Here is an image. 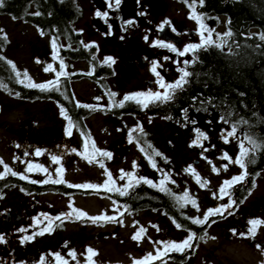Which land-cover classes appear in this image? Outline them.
<instances>
[{
	"label": "flooded vegetation",
	"instance_id": "flooded-vegetation-1",
	"mask_svg": "<svg viewBox=\"0 0 264 264\" xmlns=\"http://www.w3.org/2000/svg\"><path fill=\"white\" fill-rule=\"evenodd\" d=\"M103 1L105 2L103 11H99L92 4V0L89 1L88 18L83 26H80V23L84 19L85 11L80 5L81 16L75 25V32L80 37L79 43L70 44L68 40L57 39V60L52 58L54 53L51 41L53 38L48 35H41L37 31L41 37L48 38L49 50L44 52L45 58L39 52L36 60L39 61V64L49 60L51 62L47 66L52 65L54 69V71L47 72L51 76L49 79L42 80L37 84L56 80V74L60 71V59H63L66 66L64 69L66 75L60 77L58 91L30 89V91H36L38 94L47 97L45 101L33 103L49 104L50 106L45 113H40L46 120L45 124H31L30 121H27L28 130L23 127V124L18 125V128H21V133L19 132L22 141L21 147L23 150H27V148L42 150L47 154V158L57 155L65 161L63 163L73 159L75 162L86 164L89 168L104 174H106V169L112 174V177L115 176L113 179L116 181V186L121 187L127 181L126 179L120 180L114 173L113 164L123 159L124 147L132 146L134 148L132 156L135 161H131V164H135V169H138L134 175L146 178L157 185V187H152L141 182L135 187L143 186L157 196L170 200V207L176 210V215L168 212L166 206L160 203L153 207L129 209L128 204L118 201L119 194L117 192L109 191L113 196L112 199L109 197H104V199L109 200L114 208L119 209L113 215L117 216L122 223L124 218L130 217L132 219L131 226L134 227L135 233L140 227L145 229L149 227L148 230L152 233L155 242L179 243L187 238L188 234L177 228L173 220L180 225L188 221L189 226H186L190 227L189 233H195L197 237H205L194 240L191 250H187L183 254L175 251L169 252L160 259L153 261L152 264H163V261H168L170 264H221L225 261L222 258L217 259L215 253L225 245H237L243 250L241 254L250 255L251 259L247 258L250 260H246L245 257L239 258V264H264V224L258 227L255 238L246 239L240 236V233H247L250 219L264 221V151L257 152L255 162L247 165L248 175L244 182L236 184L230 189L231 200L234 202L232 209L224 212L223 216L211 217L209 222L204 225H196L191 222L192 218H203L209 209L226 205L229 202L227 196L224 199L217 198L219 196L218 190L224 181L240 175L242 170L238 165L228 164L221 158L224 153H227L232 159L239 155L238 141L229 138L230 142L225 144L223 135L230 130L232 122L246 121L245 118L232 116L230 113L233 112L226 106H219L217 104L219 102L216 100L208 101L206 105L201 107H185L172 112L166 105L183 94L184 91L182 90L187 83L181 89H177L172 99L167 102H153L147 108H143L135 101H126L122 108L116 106L126 95L148 91L163 93L165 91L159 87L156 82L157 77L151 71L154 63L163 81L166 84H171L175 83L181 75L178 69L191 71L201 52L212 49L222 50L209 46L206 49L201 48L195 53L189 52L184 56H179L168 48L154 46L156 42H163L171 44L177 51H183L189 44L200 43L199 28L195 20L179 19L169 15L171 2L175 0H163L168 5V10L162 16L152 14L151 4L155 0H134L136 17L129 20L123 17V5L126 0H120L118 6L115 5L114 0H111V7L109 6L110 0ZM196 11L204 16V23L213 30L214 40L218 34L223 35L227 32L224 17L201 10L199 3ZM97 12L107 13V16H97ZM95 21L104 26L105 34L95 28L93 23ZM165 21L168 23L165 24ZM173 24L177 27L175 31H173L175 29ZM161 25H163V29L169 28L175 32L180 38V43L174 44L163 40L160 37ZM177 29L180 30L177 31ZM86 34L91 35L89 41L85 38ZM146 36L147 40H145ZM99 39L101 41L97 42ZM226 39L228 46L222 51L224 53L232 50V46L228 42L229 37ZM86 45H95V47H86ZM193 56H195V60H193ZM93 57L95 58L93 59ZM107 57H111L115 63L105 64L104 60ZM186 61L188 62L187 65H185ZM17 72L19 71L17 70ZM110 93H115V97H110ZM110 99L114 102L110 103ZM77 104L93 106L99 110L92 111L86 107H77ZM61 108L77 125L73 128L71 137L65 134L68 121L61 114ZM102 118L105 120L104 126L100 122ZM222 118H227L229 123H225ZM94 119L98 122L95 125L92 123ZM152 121L155 123V128H151L154 130L153 135L145 127V125L149 126ZM140 128L143 129L142 133ZM103 132L115 139L116 144L109 143L107 144L109 145L108 148L103 147L101 145ZM199 132L204 133L207 139L201 138L199 146H192ZM244 132H250L255 138L262 140L249 122L239 128L237 135L242 139ZM130 133L132 143H129ZM85 142L89 145L87 152L84 149ZM93 143L96 149L111 153V159L95 155L92 150ZM149 145L151 147H148ZM141 148L144 149L143 152L140 150ZM155 152H159L161 155L156 156ZM85 156L92 159L93 163H89L88 159L84 158ZM149 156L155 163V168L149 163ZM168 158L178 159L177 162L175 160L173 171L165 169V162L169 161ZM96 161L102 162L105 166L104 169ZM225 164H228L227 170L223 167ZM213 167L217 171H213ZM189 168L193 169L201 180L208 182L206 186L201 187L196 182L195 177L187 171ZM165 173L168 174L169 180L172 182L166 181L164 186L175 195H183L185 191H188L190 196L195 199L199 210L192 207L190 203L184 208H180L173 196L159 190V182L165 178ZM120 174L121 172L118 175ZM29 178L32 179V177ZM253 182L255 183L254 188L252 187ZM63 184L65 187L69 185L67 182ZM70 189L95 191L94 189L75 187ZM120 212L124 214L121 216ZM143 216L147 219L146 225L141 224ZM182 217L185 218L183 219L184 222H180ZM212 220H215V223H212ZM20 222L24 223L25 220L22 219ZM32 223L31 219L27 220L23 228L19 222L13 226L6 225L4 233L8 234L7 237L11 236L13 245L0 255V264L3 262L4 264H39L42 256L45 258V264H55L53 256L50 255L52 253H59L67 264H86L78 261L77 256L73 259L69 255V252L74 251L73 247L67 243L63 245L60 241V234L56 236L57 240L54 241L55 234L62 230L59 221L54 222L53 230L50 233L45 232L43 235H35V233L45 227L48 222L43 220L40 227ZM122 223L109 222L111 225L118 226L117 229ZM20 229L25 231H20ZM59 229L61 230L59 231ZM232 230H235L237 234L233 235ZM0 233H2L1 230ZM113 234L116 235L118 232L115 231ZM0 236L5 239L3 234ZM28 236L33 238L31 240L25 239ZM42 238L52 239V243L42 242L44 241ZM5 240L11 241L7 238ZM208 242L217 245L210 249V252L203 258L204 253H201L200 248ZM257 244L261 246V249L256 247ZM27 247L30 250L25 253ZM161 247L160 245L159 249ZM156 251L153 252L154 255ZM175 259H183L184 262L179 263L174 261Z\"/></svg>",
	"mask_w": 264,
	"mask_h": 264
},
{
	"label": "rangeland",
	"instance_id": "rangeland-1",
	"mask_svg": "<svg viewBox=\"0 0 264 264\" xmlns=\"http://www.w3.org/2000/svg\"><path fill=\"white\" fill-rule=\"evenodd\" d=\"M89 1L79 0L80 5H82L85 11L84 19L81 21L80 26H83L87 21ZM189 3H191V0H175L171 2L169 15L179 19L189 20V16L191 15ZM198 3L199 1L197 0ZM0 29L7 37L5 54L13 62L19 73H21V79H23L24 72H27L34 83L47 80L51 77L44 71L47 64L51 61H43L39 64L36 60L39 52L43 58L46 57L44 52L49 50L47 37H41L31 25L14 21L7 16H0ZM90 36L86 34V40L89 41ZM100 41L101 39L97 42ZM49 106V104L17 100L9 94L0 93V160L4 162L3 165H0V173L4 171V165H7L17 174L32 177L36 181H45L49 175H51L52 179H57L56 170L62 168L63 180L69 184L104 185L107 181V175L89 168L86 164L78 161L75 162L73 159L66 160V163H63L64 160H60L59 164H55L51 158H47V154L42 150L39 156L35 154L37 150L35 148L23 150L21 147L22 141L19 136L21 128H18V125L21 123L27 129V121H30L31 124H45L46 120H44L43 114L40 113H45ZM100 122L104 126L105 120L103 118L100 119ZM92 123L95 125L98 122L94 119ZM154 126L155 123L153 121L149 126L145 125L146 130H149L151 135L154 133V130L151 129L155 128ZM109 143L115 145V139L110 138L107 133L103 132L101 145L108 148L109 145L107 144ZM33 145L35 146V144ZM163 148L166 150L165 147ZM133 150L134 148L132 146L124 147L122 151L123 159L113 164L114 173L118 177H120L118 174L121 170L127 173H137L138 169L136 170L133 164H131V161H135L132 156ZM168 160L167 163L165 162V169L167 171H173V166L175 167L178 159L168 158ZM29 163L46 168L48 173H43L36 168L32 172H27L26 168ZM113 177L115 179V176ZM100 189L103 188L101 187ZM69 204H72L76 209L82 210L89 217H95L101 214L115 216L113 214L117 209L111 205L112 203L109 200L104 199L98 194L81 195L75 193L72 195H64L52 192L39 195H24L14 187L4 190L3 194L0 195V230L2 231L0 235L3 234L5 239L7 238L11 241L4 239V242L0 243V255L6 252L9 246L13 245V241L10 239L11 236L7 237L8 234L4 233L6 225L13 226L19 222L20 226L23 225V228L25 222L31 219L33 225L35 224L40 227L42 226L41 223H43V220H45L42 218L44 215L56 217L68 213L70 211ZM142 218L141 224L146 225L147 219L145 216ZM22 219L23 221L25 220L24 223L20 222ZM131 222L132 219L130 217L124 218L123 223L117 229L118 226L111 225L109 222L92 223L87 219L75 221L65 219L63 223L60 221L59 225L62 226V230L55 234L54 241L57 240L56 236L60 234L62 244L65 245L67 243L69 246L72 245L77 260L86 264V249L88 248H92L98 253L93 258L95 264H133L134 260H141L148 254L154 255L153 252L159 249L160 244L154 243V237L148 230L149 227L146 228V233L141 235L139 242L134 241L132 236L135 232L133 231L134 227L131 226ZM115 231L118 234L114 235L113 233ZM42 239L44 240L42 242L52 243V239ZM216 245L208 242L201 247L200 251L204 253L203 258ZM238 248L237 245H225L215 253V256L217 259L222 258L225 261L221 264H239V258L241 257H245L246 260L251 259L249 254H241L243 250ZM29 250V247H27L25 253H28ZM164 263L170 264L168 261H163Z\"/></svg>",
	"mask_w": 264,
	"mask_h": 264
},
{
	"label": "trees",
	"instance_id": "trees-1",
	"mask_svg": "<svg viewBox=\"0 0 264 264\" xmlns=\"http://www.w3.org/2000/svg\"><path fill=\"white\" fill-rule=\"evenodd\" d=\"M200 8L225 18L227 32H232L228 40L232 50L226 53L217 49L201 52L189 71L191 75L182 90L183 94L166 107L174 112L185 107H201L208 101L216 100L219 106L228 107L233 112L230 113L232 116L244 117L264 140V41L259 39L264 34V0H204ZM0 16L31 25L41 35H48L56 40L65 39L70 44L79 43L80 40L75 32V25L81 16L79 0H4ZM2 36L4 33L0 31V37ZM6 47L7 40L0 39V57H3L0 59V93L25 102L47 100L46 96L30 91L34 88L25 87L18 81L17 70H12L11 65L14 64L5 54ZM20 176L6 174L4 179H0V195L7 188L14 187L24 195L53 192L113 197L111 192L102 189L82 191L70 189L64 184L43 181L31 183L33 179H20ZM118 201L128 204L129 209L153 207L160 203L166 206L168 212L176 215V210L170 207V200L157 196L143 186L133 188L124 197L119 195ZM44 217L45 215L42 218L45 219ZM183 219L185 218L182 217L180 222ZM186 225L188 221L181 223L180 229L189 234L190 227ZM174 261L184 262L183 259Z\"/></svg>",
	"mask_w": 264,
	"mask_h": 264
},
{
	"label": "snow or ice",
	"instance_id": "snow-or-ice-1",
	"mask_svg": "<svg viewBox=\"0 0 264 264\" xmlns=\"http://www.w3.org/2000/svg\"><path fill=\"white\" fill-rule=\"evenodd\" d=\"M115 5H119L120 4V0H114ZM204 0H199V6H203ZM109 6L111 7V0L109 3ZM4 7V0H0V8ZM189 8L191 10V15L189 16V19H193L196 21L198 28H199V35H200V43L199 44H189L187 47H185L183 49V51H177V49H175L171 44H166L163 42H156V44L154 46H159V47H164V48H168L170 51L172 52H176L177 55L179 56H184L185 54L191 52V53H195L198 50H200L201 48L206 49L209 46H214L217 48H220L222 51L224 50L225 47H227V37H231L232 36V32L229 30L228 32L224 33L223 35H217L216 39H213V30L210 29L205 23H204V16L202 14H198L196 11L197 8V0H191V3H189ZM36 15H39V13H36ZM97 16H101L103 15L104 17L107 16V13L101 14L100 12L96 13ZM168 22L165 21V24H167ZM109 27H111V25H109ZM161 30H163V25H161ZM2 31V30H0ZM173 31H175V29H173ZM251 38V37H249ZM0 39L3 40H7L6 35L0 37ZM259 39L261 41H264V34H261L259 36ZM145 40H147V36L145 37ZM51 45H52V49H53V60H57L58 59V55L56 54L58 51V47H57V40L53 39L51 41ZM86 47H95V45H86ZM230 51V49H229ZM95 57H93L94 59ZM0 59H3V57H0ZM193 60H195V56H193ZM39 62V61H37ZM10 63V62H9ZM105 64H112L115 63V61L111 58V57H107L104 60ZM188 62H185V65H187ZM59 66H60V71L56 74V80L54 81H50L48 83H44V84H37L34 83L31 78L28 76L27 72L23 73V79H20L21 73L16 72V77L18 79V81L22 84H24L25 87H30V88H37L40 89L41 91H52V90H59L58 87V83H59V79L61 76H65L66 73L64 72L65 69V64L63 59L59 60ZM12 70L15 72V65H11ZM45 72L48 71H54L52 65H48L45 69ZM151 71L153 72V74L157 77V83L159 85V87L161 89H164L165 91L163 93L157 91V92H153V91H148V92H138L135 94H131V95H126L122 101H120L119 103L116 104L117 107H124V103L126 101H135L138 105H141L143 108H147L148 105L150 103L153 102H167L169 100L172 99V97L175 94V91L177 89H181L183 87L184 84L187 83V77H189L191 75L190 72L184 70V69H178V71L181 72V75L179 77V79L175 82V83H171V84H166L163 81V78L160 76V73L157 72V66L154 63L153 67L151 69ZM51 85V87H50ZM110 97L114 98L115 97V93H110ZM114 100L110 99V103H113ZM77 107H86L89 108L92 111H96L99 110L93 106H89V105H80L77 104ZM61 114L63 115L64 119L68 121L67 123V127L65 130V134L69 137H71L72 135V130L74 127H77V125H75L73 123V121L70 119V117L67 115V113L65 112V110L63 108H61ZM224 120L225 123H229V120L227 118H222ZM243 124H247V121H241V122H232L230 125V130L226 131L223 135V139H224V143L227 144L229 143V138H233L236 139L238 141V145H239V155L235 158L232 159L227 153H224V155L221 157L223 160L227 161L228 164H236L240 167V169L242 170L240 175L234 176L231 180H226L224 181L223 185L219 188V196L217 197L218 199H224L226 196L229 199V202L226 205H222L220 207L214 208V209H209L203 216V218H192L191 222L193 224L196 225H204L207 224L209 222V219L211 217L217 216V215H221L223 216L224 212H227L229 209H232L234 207V202L231 200V194H230V189H232L236 184L239 183H243L244 180L246 179L248 173H247V165L254 163L255 162V156L257 154V152L259 151H264V140H258L257 138H255L250 132H244L242 133V139L240 138V136L237 135L239 128L243 125ZM140 132H143V129L140 128L139 129ZM135 131V130H134ZM207 139V136L202 133L199 132L197 139L193 142L192 146H199L200 145V139ZM132 137H131V133L129 134V143H132ZM17 147H19V145H17ZM148 147H151V145H149ZM89 145L87 142H85L84 144V149L85 152L88 151ZM92 150L93 153L95 155H98L99 157H107L108 159H111V153L106 152V151H101L99 149L95 148V145L93 143L92 145ZM142 152L144 151L143 148L140 149ZM73 151H75V149H73ZM37 156L41 155V150L37 149L36 153ZM25 155H27V153H25ZM147 155V154H146ZM156 156H160L161 153L159 152H155ZM85 159H88L89 163H93L92 159H89L87 156L84 157ZM149 163L152 165L153 168H155V163L153 162L152 158L149 156ZM51 160L53 163L55 164H59L61 158L57 155H52L51 156ZM97 163H99V166L104 169V164L100 161H96ZM209 163H211L209 161ZM4 162L2 160H0V165H3ZM228 164H225L223 167L225 168V170H227ZM133 167L135 168V164L133 165ZM36 168L39 169L41 172L43 173H48V170L40 165H34L32 163H29L27 165L26 171L27 172H32V170ZM187 171H189L196 179V182L198 184H200L201 187L206 186V184L208 183L206 180H201V178L199 177L198 174L195 173V171L191 168H189ZM213 171H217V169L215 167H213ZM106 175H107V181L105 182L104 185L100 186V185H91V184H86V185H71L69 184L68 187L72 188H87V189H94V190H99L101 187L106 190V191H115L117 192L120 196H124L127 195L129 193V191L135 187L136 185H138L139 183L143 182L145 184H148L152 187H157L156 184H153L152 181L146 179V178H142V177H137L134 175V173H125L123 170H121V174L119 179L120 180H125L126 179V184L121 186V187H117L116 186V181L113 179L112 174L110 172H107V170L105 169ZM6 174H11L13 176H16L17 173L13 172L7 165H4V171L2 173H0V179H4ZM56 175H57V179H52L51 175L48 176V179H46L45 181H43V183H54V184H63L65 183V181L63 180V169L59 168L56 170ZM165 178L163 180H161L159 182V190L160 191H164L166 192L168 195L173 196L174 200L176 201V203L178 204V206L180 208H184L187 204H191L192 207H195L198 209V206L196 204L195 199H193L188 191H185L183 193V195H175L173 193H171L164 185L165 182H172L169 180L168 174H164ZM20 179H27L26 176L21 175L19 177ZM31 183H37V181H30ZM252 187H255V183L253 182ZM251 194V193H249ZM113 203H116L115 201H113ZM70 208V211L68 213H64L61 215H58L56 217H50V216H46L45 215V220H47V225L43 228L40 229L39 232L35 233V235H43L45 232L50 233L53 230V224L55 221H61V223L64 222L65 219L68 220H81V219H87L90 220L92 223H98V222H120L122 223V221L118 220L117 216H108L106 214H101L99 216H95V217H89L85 212H83L82 210L76 209L72 206V204H69L68 206ZM116 211H119V209H116ZM125 211H127V208H125ZM124 213L120 212V215L122 216ZM231 214V213H229ZM212 223H215V220L211 221ZM173 223L175 224V226L177 228H180L181 225L176 223L175 220H173ZM249 228L247 230V233H240V236L246 239H252L255 238L257 231H258V227L261 226L262 224H264V221H261L260 219H250L249 220ZM59 226V225H57ZM210 226V225H209ZM158 230V229H157ZM20 231H25L24 229H20ZM146 229L143 227H140L139 230L133 234L132 239L134 241L139 242L141 240V234L145 233ZM232 234L236 235L237 233L235 232V230H232ZM33 237L32 236H28L25 239L27 240H31ZM204 236H200L197 237V235L195 233H189L187 238L185 240H183L182 242H154L157 244H160L162 247L161 249H157L156 254L152 255V254H148L145 258L141 259V260H134L133 264H152L153 261L160 259L162 256L167 255L169 252L175 251V252H179L181 254H183L185 251L187 250H191L193 247V241L197 240V239H204ZM4 242V238L2 236H0V243ZM256 247L258 249H261V246L259 244L256 245ZM86 262L87 264H95L94 261V257L98 255V253L92 249V248H88L86 249ZM51 256H53L55 264H67V262L64 260V258L59 254V253H52L50 254ZM69 255L73 257V259H75L76 254L74 251L69 252ZM39 264H45V258L42 256L41 260L39 262Z\"/></svg>",
	"mask_w": 264,
	"mask_h": 264
},
{
	"label": "water",
	"instance_id": "water-1",
	"mask_svg": "<svg viewBox=\"0 0 264 264\" xmlns=\"http://www.w3.org/2000/svg\"><path fill=\"white\" fill-rule=\"evenodd\" d=\"M92 4L99 10V11H103L105 8V2L103 0H92ZM153 6V12L152 14L154 16H162L164 15L167 10H168V5L165 3V1L163 0H155V2H153L151 4V8ZM124 11H123V15L124 18L126 19H133L136 17V7H135V1L134 0H126L124 7H123ZM94 26L97 30H99L101 33L105 34L106 33V29L104 28V26L102 24H97V21L93 22ZM178 25V24H177ZM173 27L176 28L173 24ZM180 29H177V31H179ZM172 30H169V28H165L163 30L160 31V37L165 40L168 41L170 43H174V44H179L180 43V38L176 35L175 32H171Z\"/></svg>",
	"mask_w": 264,
	"mask_h": 264
},
{
	"label": "bare ground",
	"instance_id": "bare-ground-1",
	"mask_svg": "<svg viewBox=\"0 0 264 264\" xmlns=\"http://www.w3.org/2000/svg\"><path fill=\"white\" fill-rule=\"evenodd\" d=\"M124 4H125V3H124ZM123 7H124V5H123ZM151 10H152V12H153V6H152ZM123 11H124V9H123ZM123 17H124V15H123Z\"/></svg>",
	"mask_w": 264,
	"mask_h": 264
}]
</instances>
